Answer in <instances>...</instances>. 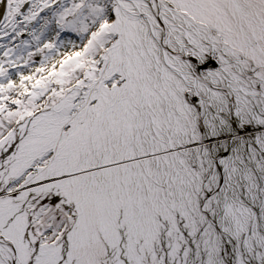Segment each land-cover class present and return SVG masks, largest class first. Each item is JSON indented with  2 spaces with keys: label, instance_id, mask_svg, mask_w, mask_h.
I'll list each match as a JSON object with an SVG mask.
<instances>
[{
  "label": "snow or ice",
  "instance_id": "1",
  "mask_svg": "<svg viewBox=\"0 0 264 264\" xmlns=\"http://www.w3.org/2000/svg\"><path fill=\"white\" fill-rule=\"evenodd\" d=\"M0 264H264V0H0Z\"/></svg>",
  "mask_w": 264,
  "mask_h": 264
}]
</instances>
